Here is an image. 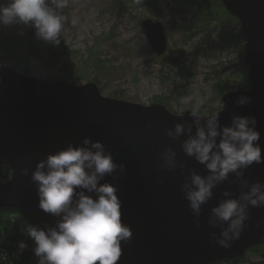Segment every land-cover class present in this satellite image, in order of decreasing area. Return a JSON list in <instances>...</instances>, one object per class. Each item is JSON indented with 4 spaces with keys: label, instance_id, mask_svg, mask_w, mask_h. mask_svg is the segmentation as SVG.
I'll use <instances>...</instances> for the list:
<instances>
[{
    "label": "water",
    "instance_id": "obj_1",
    "mask_svg": "<svg viewBox=\"0 0 264 264\" xmlns=\"http://www.w3.org/2000/svg\"><path fill=\"white\" fill-rule=\"evenodd\" d=\"M220 2L241 25L242 55L250 83L247 90L223 95L220 123L230 125L233 114L254 115L264 158V0ZM140 25L151 51L158 58L164 56L167 39L161 23L146 18ZM240 95L249 96L251 103L237 106ZM197 119L204 124L207 117H193L190 111L172 115L160 104L142 106L104 97L93 82L76 86L29 77L7 68L0 54V163L8 165L13 174L1 185L0 210L20 214L31 226L55 227L59 217L39 209L31 173L49 154L69 145L83 147V140L89 138L102 143L114 162L124 166L123 171L118 168L101 181L117 189L122 224L132 232L131 241L121 244L117 264H214L241 257L250 248L264 245V207L250 208L240 239L224 249L209 243V232L219 229H212L207 218L210 209L225 199V190L239 195L236 177L230 174L228 181L213 190V199L203 206L198 230L181 192L191 171L202 176L208 173L181 150L189 133L185 131L174 141L166 130L180 123L191 126L194 136ZM168 147L176 153L177 167L171 171L162 158ZM25 168L27 176L22 175ZM244 178L250 184L264 183V163L250 166ZM85 194L96 198L94 193Z\"/></svg>",
    "mask_w": 264,
    "mask_h": 264
},
{
    "label": "clouds",
    "instance_id": "obj_2",
    "mask_svg": "<svg viewBox=\"0 0 264 264\" xmlns=\"http://www.w3.org/2000/svg\"><path fill=\"white\" fill-rule=\"evenodd\" d=\"M52 2L55 8L49 7L46 0H0V25L30 26L35 29L37 39L59 45L67 17L58 14L57 10L67 7V0ZM132 3L138 10L144 9L145 0H132ZM71 23L76 25L78 21L73 18ZM190 100V97L186 98L183 103L188 104ZM235 103L243 107L251 103V98L240 95ZM200 108V102H196L191 107V115L199 117ZM205 115L204 124L199 119L194 121V136L191 126L185 128L180 123L175 124L174 129L166 130V135L175 141L187 131L189 135L182 142L181 150L203 165L208 173L202 176L191 171L181 185L197 230L201 227L203 206L214 197L213 190L228 181L230 174L239 181V195L225 190L222 193L225 199L210 209L207 218L212 229H219L209 232V243L230 249L241 237L250 218V208L264 207V183L250 184L244 178L250 166L264 163L259 144L261 134L254 115L233 114L227 126H221L220 112ZM83 145H69L65 150L49 154L36 163L31 173L39 209L59 217L56 226L46 230L31 225L21 228L35 243L32 252L37 258L36 264H117L122 254V242L131 241V229L121 221L117 189L112 184L101 183L118 168L123 171L124 166L114 162L102 143L85 138ZM175 157L171 147L165 149L162 158L167 170L177 167ZM22 175L27 176L28 169H23ZM85 191L94 193L96 198L86 195ZM27 247L24 241H18L17 255Z\"/></svg>",
    "mask_w": 264,
    "mask_h": 264
},
{
    "label": "rangeland",
    "instance_id": "obj_3",
    "mask_svg": "<svg viewBox=\"0 0 264 264\" xmlns=\"http://www.w3.org/2000/svg\"><path fill=\"white\" fill-rule=\"evenodd\" d=\"M46 3L55 8L52 0ZM117 3L121 5L113 7ZM143 8L138 10L131 0H67V7L57 10L67 20L59 37L61 42L55 45L61 58L54 66H39L33 61L19 67L14 62L7 64L22 73L27 68L30 77L53 82L73 83L75 77L88 78L103 96L112 99L144 106L162 100L172 114L190 111L200 102L199 114L205 116L221 109L223 93L247 87L240 25L223 14L216 0H160L157 5L145 4ZM73 18L78 21L76 25L71 23ZM146 18L159 20L166 31L168 52L163 58L157 59L151 52L140 27ZM34 33L30 26L0 25V35ZM90 49L99 62L85 64ZM173 61L180 62L181 71ZM189 97L190 102L184 104ZM2 175L0 185L12 176L6 171ZM262 260L264 246L236 262L217 264Z\"/></svg>",
    "mask_w": 264,
    "mask_h": 264
},
{
    "label": "trees",
    "instance_id": "obj_4",
    "mask_svg": "<svg viewBox=\"0 0 264 264\" xmlns=\"http://www.w3.org/2000/svg\"><path fill=\"white\" fill-rule=\"evenodd\" d=\"M216 2H218L219 7L223 11L221 3L218 0H216ZM158 3H160V0H145L144 5H157ZM120 5V3H117V5L113 7L118 8ZM223 14L227 15L225 12H223ZM227 17L231 18L229 15H227ZM208 25L209 24L204 23V26L207 28L209 27ZM55 47V45L46 44L42 40H38L35 33L30 36L25 34L17 36L0 35V53L6 57V62H14L18 67L31 63V61L39 66H54L55 62L61 58ZM85 55V64L95 61L99 62L98 59L95 58L91 49ZM173 63L176 64L181 71L180 62L173 61ZM244 71L246 73L245 66ZM24 72L26 74H30V70L27 68L24 69ZM80 79L86 80L87 82L89 81L88 78L83 79L80 76L75 77L73 81L77 84ZM161 101L156 99L154 102L161 103ZM5 171L9 172L7 167L0 164V177L3 176L2 174ZM27 226V222L24 221L20 215L0 211V264H36L37 258L32 252V249L35 247V243L21 231V228L26 229ZM18 241H24L28 247L23 253L17 255ZM233 261L236 262L237 260Z\"/></svg>",
    "mask_w": 264,
    "mask_h": 264
}]
</instances>
